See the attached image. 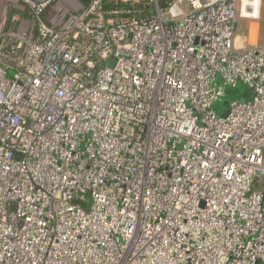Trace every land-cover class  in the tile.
<instances>
[{
  "label": "built area",
  "instance_id": "obj_1",
  "mask_svg": "<svg viewBox=\"0 0 264 264\" xmlns=\"http://www.w3.org/2000/svg\"><path fill=\"white\" fill-rule=\"evenodd\" d=\"M120 3L0 0V264H264L246 6Z\"/></svg>",
  "mask_w": 264,
  "mask_h": 264
},
{
  "label": "rangeland",
  "instance_id": "obj_2",
  "mask_svg": "<svg viewBox=\"0 0 264 264\" xmlns=\"http://www.w3.org/2000/svg\"><path fill=\"white\" fill-rule=\"evenodd\" d=\"M249 2L251 3L246 4L244 10L242 4L238 8L236 41L249 45L250 36L253 44L264 46V0H249ZM254 10H257L256 18H254ZM242 12L243 14H251V16L244 17ZM254 25H256V30L251 32L250 28ZM249 97L250 92L244 84L237 83L234 87L227 86L220 102L214 104V109L218 115H221L231 101L248 99Z\"/></svg>",
  "mask_w": 264,
  "mask_h": 264
},
{
  "label": "trees",
  "instance_id": "obj_3",
  "mask_svg": "<svg viewBox=\"0 0 264 264\" xmlns=\"http://www.w3.org/2000/svg\"><path fill=\"white\" fill-rule=\"evenodd\" d=\"M117 2L118 1V4H115L114 2ZM105 3H106V6L105 8H124L126 7V5L120 3V0H105ZM128 8V7H127ZM134 9V8H133Z\"/></svg>",
  "mask_w": 264,
  "mask_h": 264
},
{
  "label": "bare ground",
  "instance_id": "obj_4",
  "mask_svg": "<svg viewBox=\"0 0 264 264\" xmlns=\"http://www.w3.org/2000/svg\"><path fill=\"white\" fill-rule=\"evenodd\" d=\"M242 1H243L244 5L249 3L248 0H242ZM243 10H244V8H243ZM256 13H257V10H254V18H256ZM242 14H243V12H242ZM247 15L251 16V14H243L242 16H244V17L246 16L247 17Z\"/></svg>",
  "mask_w": 264,
  "mask_h": 264
},
{
  "label": "crops",
  "instance_id": "obj_5",
  "mask_svg": "<svg viewBox=\"0 0 264 264\" xmlns=\"http://www.w3.org/2000/svg\"><path fill=\"white\" fill-rule=\"evenodd\" d=\"M250 30H251V32H252V31L255 32V30H256V25L252 26V27L250 28ZM250 35H251V33H250ZM252 41H253V40H252L251 37L249 36V42H248L249 45H254V44L252 43Z\"/></svg>",
  "mask_w": 264,
  "mask_h": 264
},
{
  "label": "water",
  "instance_id": "obj_6",
  "mask_svg": "<svg viewBox=\"0 0 264 264\" xmlns=\"http://www.w3.org/2000/svg\"><path fill=\"white\" fill-rule=\"evenodd\" d=\"M30 1L35 2V3H42V2H44L45 0H30ZM223 116H225V115H223Z\"/></svg>",
  "mask_w": 264,
  "mask_h": 264
}]
</instances>
